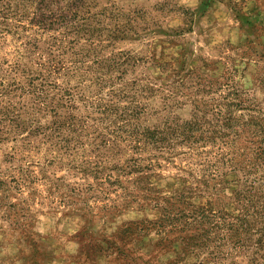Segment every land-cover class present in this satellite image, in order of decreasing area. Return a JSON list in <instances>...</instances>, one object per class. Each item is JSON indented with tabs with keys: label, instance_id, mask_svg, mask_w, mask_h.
Listing matches in <instances>:
<instances>
[{
	"label": "rangeland",
	"instance_id": "obj_1",
	"mask_svg": "<svg viewBox=\"0 0 264 264\" xmlns=\"http://www.w3.org/2000/svg\"><path fill=\"white\" fill-rule=\"evenodd\" d=\"M90 11L105 28L94 49L85 34L25 19L0 32V264H255L252 246L236 241L258 235L224 236L243 178L225 168L202 181L212 144L172 155L135 148L125 116L188 120L195 100L228 91L262 107L264 0H91ZM54 57L68 70L48 80L73 94L60 100L51 87L55 101L36 118L74 117L59 143L32 121L1 120L32 105L27 76L38 79Z\"/></svg>",
	"mask_w": 264,
	"mask_h": 264
},
{
	"label": "trees",
	"instance_id": "obj_2",
	"mask_svg": "<svg viewBox=\"0 0 264 264\" xmlns=\"http://www.w3.org/2000/svg\"><path fill=\"white\" fill-rule=\"evenodd\" d=\"M90 4L91 0H0V32H8L10 26L23 28L20 21L25 19L39 28L57 25L64 29V33L61 34L64 37L67 35L78 37L80 34H85L87 43L84 46H91L90 48L94 49L97 44L90 38L95 35L100 37L105 28H102L100 21L96 19L99 14L102 15L101 12L92 13ZM12 19L18 24L15 25ZM54 39L57 42H63L57 36ZM73 39L69 42L77 45L78 40ZM32 46L37 48L35 43H32ZM105 60L108 61L109 58L103 59L101 63ZM17 62L11 67L17 69L19 67ZM48 62L43 64L47 65V71L42 76L40 75L37 79L33 72H29L30 75L25 81L31 88L28 93L31 95L32 105L29 108L24 107L21 112L10 110L13 118L1 113V120L13 122L19 120L21 124L32 121L34 125L29 126L32 132H42L48 139L58 137L59 139L56 140L58 143L64 140L67 142L69 139L62 138L61 133L72 130L73 116H68L66 120L57 118L47 124H40L36 118L37 112L41 111L40 105L46 107L47 100L55 101V95L53 96L50 92L51 87L59 90L57 93L61 94L60 100L66 97L70 101L73 94L65 92L55 79L48 80V76L57 77L68 70L64 66V60L54 57ZM115 63L118 64V62ZM22 72L26 73L28 69L23 68ZM218 83L219 81L208 82L205 90L211 91V88ZM14 86L15 89H11L13 91L23 88L20 83L18 85L14 83ZM242 94L245 93L228 91L220 99L195 100L191 118L188 120H180L177 117L162 118L151 126L140 124L135 120L138 112L131 110L132 112L125 116L126 120L130 119L126 135L130 145L134 143L135 148L157 150L169 155L178 151L174 150L177 145L185 144L188 147L200 145L201 147L212 144L215 148L212 153L202 151L206 155L203 160L206 165L204 168L206 176L202 175V181L207 184L217 180L225 173V168L243 178V184L233 190L240 210L237 216L225 214L224 236L228 239L234 237L239 239L242 238V232L258 235L254 240L251 237H243L245 243H241L240 240L236 242L243 247L251 245L254 249L252 260L255 264H264V99L262 107L247 108L244 106L243 102L246 100ZM59 99L57 104H61ZM124 113L122 112L119 116L126 115ZM195 155L198 156L197 152Z\"/></svg>",
	"mask_w": 264,
	"mask_h": 264
}]
</instances>
